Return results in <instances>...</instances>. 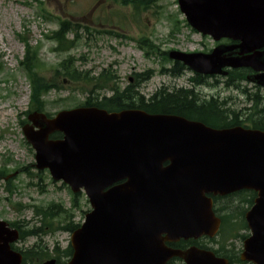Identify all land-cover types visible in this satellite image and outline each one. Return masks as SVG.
Instances as JSON below:
<instances>
[{"label":"water","instance_id":"water-1","mask_svg":"<svg viewBox=\"0 0 264 264\" xmlns=\"http://www.w3.org/2000/svg\"><path fill=\"white\" fill-rule=\"evenodd\" d=\"M179 4L203 35L241 41L242 53L264 47V0ZM221 54L218 49L211 55L172 52L170 57L202 74L250 65ZM30 120L39 128L24 129L37 152V168L49 169L55 181L64 180L76 193L84 188L94 208L72 237L75 253L69 264H166L172 257L186 264H228L195 247L168 251L165 242L214 237L220 220L207 195L245 189L259 198L247 216L252 236L241 259L264 264V132L214 130L180 117L95 108L64 111L55 119L33 114ZM56 132L62 140L49 139ZM14 239L17 233L0 222V264H22V256L10 249Z\"/></svg>","mask_w":264,"mask_h":264},{"label":"rangeland","instance_id":"rangeland-1","mask_svg":"<svg viewBox=\"0 0 264 264\" xmlns=\"http://www.w3.org/2000/svg\"><path fill=\"white\" fill-rule=\"evenodd\" d=\"M45 13L54 18L45 19L42 17ZM168 17H177L181 23V31L175 36H171L173 22ZM58 20L70 21L78 27L75 34L69 35V39L73 40L78 33L70 51L54 50L58 45L51 37L59 28ZM183 21L177 0H159L146 11L142 8L137 11L132 6L122 7L112 0H0V169L6 166L11 173L19 171L18 176L12 179L13 185L17 186L13 194L7 192L5 181L0 182L1 219L30 222L32 228L39 227L37 209L60 205L73 212V222L77 224L82 222L84 212L91 210L84 193L79 195L77 207L73 208L74 196L70 189L62 183L53 182L48 171L39 172L35 168V152L23 134V127L28 124L30 86L21 71L20 61L25 57L26 48L19 36L29 39L34 48L40 49L39 58L44 65L42 73L48 80L54 76L58 64L68 58L74 67L79 68L80 78L89 82L68 81L61 84V81L64 82L62 75L57 82L61 88L52 91L46 98L45 111L55 114L75 108L89 97H110L109 87L91 94L92 84L103 70L114 76V83L122 89L128 86L134 74L154 72V76L141 88V94L146 98L162 86L171 90L194 88L189 80L191 72L180 78L161 73L163 68H173V62L163 59L164 52H201L206 49L203 44L208 49L213 45L193 33ZM111 31L121 37L108 34ZM145 39L159 48L158 56H146V50L138 47ZM212 93L210 89H204L201 99ZM227 96L235 97L236 94L225 92L223 97ZM17 205L22 206L20 211H17ZM55 222L58 223L57 220ZM70 242V233L57 232L30 238L18 247L32 248L38 244L52 254L55 250L63 252ZM229 244L241 248L242 239H232Z\"/></svg>","mask_w":264,"mask_h":264},{"label":"trees","instance_id":"trees-1","mask_svg":"<svg viewBox=\"0 0 264 264\" xmlns=\"http://www.w3.org/2000/svg\"><path fill=\"white\" fill-rule=\"evenodd\" d=\"M121 2L124 5H134L135 8H141L146 10L152 3L147 0H115ZM75 31L72 24L69 22L60 23V29L54 33V39L59 44V49L63 51L69 50L73 42L67 41L66 37L68 33ZM27 46L26 56L21 61V70L28 77L31 87V106L36 111H44L47 105V101L44 99L52 90H58L60 87L57 82L60 81L63 75L64 79L74 83L85 81L81 77L80 71L74 67L71 59L64 60L55 69V76L53 79L48 80L42 75L43 64L39 61V53L37 49L30 46L29 42L25 41ZM177 74V73H176ZM112 78L106 73H102L101 76L93 82L91 94L99 89H104ZM86 83H89L85 81ZM113 95L110 98H103L101 100H94L89 97L83 106H95L101 109H107L109 111H120L126 109H142L152 114H167L178 115L185 117L189 120L201 121L209 126L215 128H228L239 125L237 119H224V113L219 112L216 106H200V102H195L193 92L189 90H177L169 92L166 89L161 90L153 95L150 103H146L143 97H137V91L135 85L128 87L124 91L111 89ZM259 105L256 101L255 109ZM261 114V111H258ZM254 128L264 131V117H259V120H255L253 123ZM60 138V135L55 136ZM48 215V214H46ZM69 249L65 254L70 255Z\"/></svg>","mask_w":264,"mask_h":264},{"label":"flooded vegetation","instance_id":"flooded-vegetation-1","mask_svg":"<svg viewBox=\"0 0 264 264\" xmlns=\"http://www.w3.org/2000/svg\"><path fill=\"white\" fill-rule=\"evenodd\" d=\"M225 46V47H230V46H234V45H237L238 46V43L237 42H232L230 40H222L220 41L219 43H215L213 42V47H218V46ZM264 50V49H263ZM229 56V55H227ZM234 57H238V54L237 52L234 53ZM239 73L241 74H244L245 75V83L247 82H250L251 80H255L256 77L258 76V73L255 72L254 70H252L251 68H246V69H241V71H238ZM235 74V71H232L231 69L227 72V75L224 77L226 79H230V77L232 75ZM196 78V77H195ZM220 78L219 77H210V78H205V77H201L199 79L196 78V81L199 80V82L203 81V80H211L214 82H216V84L219 83V80ZM244 83V84H245ZM251 88H254L256 90H261V91H264V88L262 87H259L255 84L251 85ZM223 91H218L215 95L211 96L210 99H212L213 101H216L217 102V107H218V111H224V112H227V111H231V108H234V105L236 106L237 105V101L233 98V97H227V98H224L223 97ZM230 98V99H229ZM170 247H173L171 245H169Z\"/></svg>","mask_w":264,"mask_h":264}]
</instances>
